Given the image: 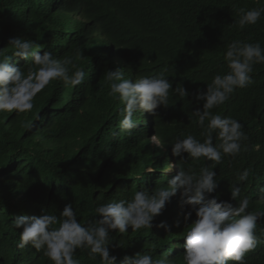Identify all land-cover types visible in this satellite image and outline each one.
<instances>
[{
    "label": "trees",
    "instance_id": "16d2710c",
    "mask_svg": "<svg viewBox=\"0 0 264 264\" xmlns=\"http://www.w3.org/2000/svg\"><path fill=\"white\" fill-rule=\"evenodd\" d=\"M90 1L0 0L4 55H12L8 42L17 37L37 42L38 50H50L56 58L74 55L79 49L84 58L77 63L86 73L76 88L51 82L37 95L30 113L0 114V264H52L42 252L17 247L20 230L12 224L22 216H38L43 210L59 217L65 205L72 203L84 223L95 218L97 203L131 199L144 187L151 191L166 186L163 170L171 162L170 143L181 133L203 139V130L192 117L203 105L196 103L194 95L197 89L206 90L216 74L227 72L223 59L227 45L239 40L264 47V15L243 29L237 23L240 9L264 7V0ZM10 63L27 72L31 58L28 62L13 58ZM117 69L133 81L163 72L173 89L182 84L188 91L183 100L170 94L168 107L156 110L162 148H153L145 113L134 114L139 126L133 135L119 132L123 105L108 95L104 75ZM252 77L253 84L213 109L237 119L248 137L247 151L242 150L231 163L226 157L214 169L220 183L213 195L230 201L232 184L240 172L249 169L251 175L241 184L240 198L250 199L249 211H264V64L254 66ZM205 163L211 162L201 159L183 166L198 172ZM150 166L159 171L148 172ZM230 202L238 204L239 200ZM177 219L181 227H173L171 233L155 227L113 233L109 250L117 256L116 264H123L126 255L143 251L155 258L170 249L174 264H183L188 226L180 208L170 201L153 223L172 225ZM261 230L264 220L258 221L256 233L261 242L246 254V264H264ZM177 244L181 247L175 248ZM75 258L80 264H100L99 257L92 259L86 251L77 250Z\"/></svg>",
    "mask_w": 264,
    "mask_h": 264
},
{
    "label": "clouds",
    "instance_id": "9594fccd",
    "mask_svg": "<svg viewBox=\"0 0 264 264\" xmlns=\"http://www.w3.org/2000/svg\"><path fill=\"white\" fill-rule=\"evenodd\" d=\"M239 12L237 23L243 29L260 20L264 7L247 11L240 9ZM7 48L12 50L11 56L4 55L5 48L0 50V114L15 112L19 116L30 113L35 107L37 95L53 81H60L70 88L84 82L86 73L77 63L84 58L79 49L74 55L56 58L50 50H38L40 45L37 42L18 37L11 38ZM13 58L27 62L31 58L27 72L10 63ZM223 59L227 72L216 74L206 85V90L197 89L194 95L196 103L202 102L203 105L202 109L198 107L192 112L194 123L203 130V139L181 133L170 143L172 153L166 149L171 156L170 164L163 170V177L168 178L166 186L151 191L144 187L137 190L131 199L97 203L95 218L84 223L79 221L72 203L65 205L59 217L43 210L38 216H22L12 224L20 230L17 247L42 252L52 264H80L75 258L77 250L86 251L92 259L99 257L100 264H116L117 256L111 255L109 250L114 242L113 233L124 235L129 228L132 232L142 229L152 231L154 227L171 233L173 227H181L179 219L172 225L166 221L153 223L172 201L180 208L183 222L188 226L183 236V264H246V254L261 242L256 233L258 221L264 220V211H249L250 199L247 196L240 198L241 184L247 182L251 175L249 169L240 172L237 182L231 186L230 201L239 200L238 204L220 200L218 194L213 195L220 183L214 169L226 157L231 163L242 150L247 151L244 142L248 140L243 125L237 119L221 116L213 109L228 102L237 90L254 83V66L264 64V47L259 42L253 44L233 40L227 45ZM104 75L110 89L108 95L123 105L119 132L133 135L139 126L133 118L134 114L145 113L143 117L146 118L153 148H162L164 144L156 132L160 124L155 119L158 116L156 110L168 107L170 94L183 100L189 96L188 91L182 84L173 89L163 72L135 81L125 78L121 69L107 71ZM112 135L116 137L118 133L114 131ZM214 140L217 142L214 143ZM175 157L179 158V162ZM201 159L211 163H205L198 172L183 166L189 161L199 163ZM168 169L170 173H167ZM158 171L148 167L150 173ZM192 217L195 219L192 220ZM114 247L122 248L118 244ZM174 261L171 249L155 258L143 251L123 258V264H174Z\"/></svg>",
    "mask_w": 264,
    "mask_h": 264
},
{
    "label": "rangeland",
    "instance_id": "374dc122",
    "mask_svg": "<svg viewBox=\"0 0 264 264\" xmlns=\"http://www.w3.org/2000/svg\"><path fill=\"white\" fill-rule=\"evenodd\" d=\"M167 173H170V172H169V169L167 170Z\"/></svg>",
    "mask_w": 264,
    "mask_h": 264
}]
</instances>
